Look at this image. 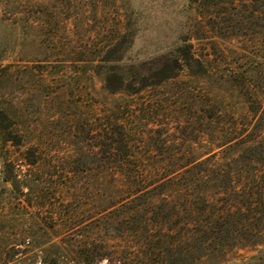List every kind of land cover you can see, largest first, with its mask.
I'll return each instance as SVG.
<instances>
[{
    "label": "rangeland",
    "instance_id": "374dc122",
    "mask_svg": "<svg viewBox=\"0 0 264 264\" xmlns=\"http://www.w3.org/2000/svg\"><path fill=\"white\" fill-rule=\"evenodd\" d=\"M0 264H264V0H0Z\"/></svg>",
    "mask_w": 264,
    "mask_h": 264
},
{
    "label": "trees",
    "instance_id": "16d2710c",
    "mask_svg": "<svg viewBox=\"0 0 264 264\" xmlns=\"http://www.w3.org/2000/svg\"><path fill=\"white\" fill-rule=\"evenodd\" d=\"M185 54H187V56H188V51H187V53L185 52ZM12 173V172H11ZM4 181H8V178H4ZM17 182V181H16ZM253 195H254V193H252V192H250V198L249 199H255L254 197H253ZM248 198V197H247ZM259 198H261V197H259ZM260 201V200H259ZM256 203H251L250 201H248L247 200V204H246V206L244 207V209H246V210H248L249 212H251L252 211V205H255Z\"/></svg>",
    "mask_w": 264,
    "mask_h": 264
}]
</instances>
